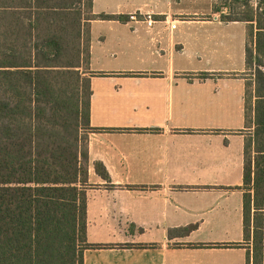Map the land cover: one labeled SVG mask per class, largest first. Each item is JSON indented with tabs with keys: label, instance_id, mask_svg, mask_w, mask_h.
Here are the masks:
<instances>
[{
	"label": "crops",
	"instance_id": "1",
	"mask_svg": "<svg viewBox=\"0 0 264 264\" xmlns=\"http://www.w3.org/2000/svg\"><path fill=\"white\" fill-rule=\"evenodd\" d=\"M92 14L125 20L90 23L87 242L102 247L84 264H248L249 24L223 21L221 0H93Z\"/></svg>",
	"mask_w": 264,
	"mask_h": 264
},
{
	"label": "trees",
	"instance_id": "2",
	"mask_svg": "<svg viewBox=\"0 0 264 264\" xmlns=\"http://www.w3.org/2000/svg\"><path fill=\"white\" fill-rule=\"evenodd\" d=\"M92 7L93 0H0V264H84L85 250L102 247L87 242L89 136L98 131L90 23L125 17L95 16ZM222 19L249 24L254 132L245 146L244 233L253 243L248 264H264V11L249 5L247 14ZM94 167L111 183L101 162Z\"/></svg>",
	"mask_w": 264,
	"mask_h": 264
},
{
	"label": "rangeland",
	"instance_id": "3",
	"mask_svg": "<svg viewBox=\"0 0 264 264\" xmlns=\"http://www.w3.org/2000/svg\"><path fill=\"white\" fill-rule=\"evenodd\" d=\"M249 5L252 9L264 11V0H229L227 2L221 0V7L223 8L222 18L226 15L243 16L249 12ZM252 75V74H251Z\"/></svg>",
	"mask_w": 264,
	"mask_h": 264
},
{
	"label": "built area",
	"instance_id": "4",
	"mask_svg": "<svg viewBox=\"0 0 264 264\" xmlns=\"http://www.w3.org/2000/svg\"><path fill=\"white\" fill-rule=\"evenodd\" d=\"M155 17H156L155 13H148L146 15H141L140 13H135V14L130 16V21L131 22L143 21L149 27H153V25L155 23H157V19ZM171 28L174 30L176 27L175 26H171Z\"/></svg>",
	"mask_w": 264,
	"mask_h": 264
}]
</instances>
